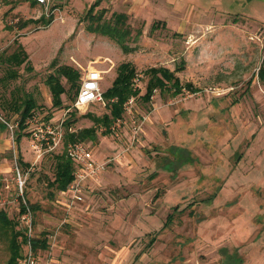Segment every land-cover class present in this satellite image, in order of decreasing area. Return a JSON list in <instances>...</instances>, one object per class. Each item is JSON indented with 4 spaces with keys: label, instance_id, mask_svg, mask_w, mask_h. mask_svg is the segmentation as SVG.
Wrapping results in <instances>:
<instances>
[{
    "label": "rangeland",
    "instance_id": "obj_1",
    "mask_svg": "<svg viewBox=\"0 0 264 264\" xmlns=\"http://www.w3.org/2000/svg\"><path fill=\"white\" fill-rule=\"evenodd\" d=\"M10 1L0 0V209L22 232V257L25 199L39 205L34 239L49 244L35 250L38 264H264V0H101L96 10L107 9V20L128 15L130 51L87 29L96 0ZM43 16L52 21L34 22ZM17 43L27 60L6 80ZM123 62L136 67L141 92L109 133L92 117L109 112L106 101L75 109L65 78L63 105H53L46 80L61 66L102 70L104 91ZM150 67H182L176 75L193 90H157L145 100ZM27 98L33 112L62 123L54 150H35L29 129H19L12 104ZM95 125L96 139L84 143L104 167L85 184L84 201L71 202L48 184L55 156L67 133ZM172 146L196 161L174 174L165 166ZM8 254L0 238V264Z\"/></svg>",
    "mask_w": 264,
    "mask_h": 264
},
{
    "label": "trees",
    "instance_id": "obj_2",
    "mask_svg": "<svg viewBox=\"0 0 264 264\" xmlns=\"http://www.w3.org/2000/svg\"><path fill=\"white\" fill-rule=\"evenodd\" d=\"M32 5H36L38 3L37 0H30ZM5 4L11 3L10 0H3ZM13 3V2H12ZM101 3V0H96V2L88 9L86 13V20H89L87 29L93 33H100L102 35L108 36L109 38L115 40L122 49L125 51H130V47L126 44V37L129 36L130 28L126 24L128 19V15L124 13H116L111 17L110 20L106 19L107 9H99L96 10V7ZM96 10V11H95ZM52 16L49 17H41V19L36 20L34 22L42 23L44 25H48L52 21ZM29 20L24 21L21 25L24 27L29 24ZM140 34V31L139 33ZM27 60L26 52L23 49V46L20 43H17L16 50L7 57L6 61L11 67L8 69L6 76L4 77L6 80L16 79L18 76V67L21 66L23 62ZM17 67V68H15ZM182 67H177L176 70L172 71L166 67H150L145 70V75L148 77V82L146 85V93L143 98L147 101L151 100L152 96L157 90H160L161 93L168 91L172 96H176L180 93H183L184 89H192V85L182 84L180 78L176 75L177 71H180ZM262 79L264 78V74L260 72ZM80 72L78 69L69 66L63 65L57 70V74H52L46 80L47 85L52 94L53 105L56 107L63 105V99L61 98L62 94L66 93L67 90L64 84L61 81V78H65L67 82L70 84V89L75 91V96L79 90V79ZM138 76V71L136 67L131 62H123L117 68V75L113 80L111 86H109L103 92L104 99L106 101V106L109 109V112L106 113L102 118L93 117L95 123H99L101 125H105L104 132L109 133L111 131L110 125L112 122L118 118H121L125 112V104L131 97H138L140 95V88L135 82V79ZM75 99V97H74ZM13 110L16 113L20 114V120L18 123L19 129H25L26 124L25 121L27 118L32 115L33 110L37 107V104L33 98H27L22 103L17 104L16 102L12 104ZM90 115V113L88 114ZM48 116H44V118ZM45 118V119H46ZM2 124L8 128L7 120L1 121ZM71 125V122H68ZM98 125L90 128H84L81 130H77L75 132L67 133L66 142L70 141H85L87 139H96L95 131H97ZM22 135L19 134L16 138V142H21ZM170 153L173 155L172 159H167L165 163L166 167L169 168L174 174L182 168L186 164H192L196 161V158L193 157L191 152L180 146H172L170 148ZM21 166H29L28 163L23 161L21 155H19V159ZM74 163L72 159L67 157L66 153H61L55 156V172L54 179L48 182L49 186L54 191H63L66 190L69 184L72 182L74 178ZM54 195V193H51ZM209 201L213 200V196L208 198ZM29 206L35 212L39 205L30 204ZM22 210H24V205L22 203ZM172 220V215H170L167 219L168 224L169 221ZM22 232L17 229V222L11 219L7 213L0 209V238L5 240L7 250H8V259L4 264H20L19 260L22 258V240H20V236ZM154 238L151 239L150 243L153 244ZM34 250H46L49 247L47 238H36L33 241ZM241 260V259H236ZM238 262V261H237Z\"/></svg>",
    "mask_w": 264,
    "mask_h": 264
},
{
    "label": "built area",
    "instance_id": "obj_3",
    "mask_svg": "<svg viewBox=\"0 0 264 264\" xmlns=\"http://www.w3.org/2000/svg\"><path fill=\"white\" fill-rule=\"evenodd\" d=\"M41 3H46V0H38ZM102 70L90 67L83 69L81 75V82L78 93L73 102L75 109L86 111L90 105L96 102L105 103L103 90L101 89L100 82L103 79ZM137 78L135 79V81ZM153 97V96H152ZM134 97H131L126 105L133 103ZM123 119L118 118L115 124H120ZM10 129L13 130L14 125L7 122ZM26 127L29 129L32 137L33 148L41 151L44 147L54 150L61 143L65 135L61 129L62 123L56 125L54 121L45 119L40 113H33L25 121ZM140 127L136 128V132ZM112 129H114L112 127ZM65 153L67 157L72 159L77 164V169L74 173V178L66 190L61 191V197L70 200L71 202L84 201L85 184L89 179L95 177L97 172H100L104 165H101L99 160L95 158L94 151L88 147L84 141H70L65 144ZM18 179L21 189L25 183L20 171H18ZM24 210L21 213L20 220L23 221L25 231L26 248L20 264H38L36 253L33 247V210L28 205L27 201L23 199Z\"/></svg>",
    "mask_w": 264,
    "mask_h": 264
}]
</instances>
